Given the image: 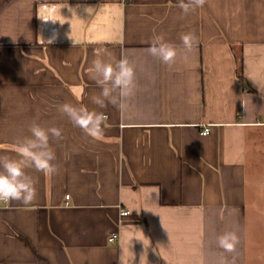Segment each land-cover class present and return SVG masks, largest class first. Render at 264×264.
<instances>
[{
  "label": "crops",
  "instance_id": "obj_1",
  "mask_svg": "<svg viewBox=\"0 0 264 264\" xmlns=\"http://www.w3.org/2000/svg\"><path fill=\"white\" fill-rule=\"evenodd\" d=\"M156 35L177 47L173 66L147 53ZM101 49L135 66L126 113L92 102ZM65 102L105 113L103 138ZM33 122L63 130L58 171L28 170L35 201L0 206V264H264V0L187 15L178 0H0V155L15 158ZM226 230L234 253L217 246Z\"/></svg>",
  "mask_w": 264,
  "mask_h": 264
},
{
  "label": "clouds",
  "instance_id": "obj_2",
  "mask_svg": "<svg viewBox=\"0 0 264 264\" xmlns=\"http://www.w3.org/2000/svg\"><path fill=\"white\" fill-rule=\"evenodd\" d=\"M205 3L206 0H178V7L187 15L190 11L203 7ZM55 14L56 10L53 9L51 15L41 19L58 21L54 19ZM180 40L183 48L191 51L197 37L193 32H188L181 34ZM146 51L169 67L175 64L178 56L177 47L167 42L163 35L154 36ZM106 56L108 59H105ZM88 74L100 88L99 94L91 98L95 105L102 109L111 104L122 113L128 111L129 101L136 94L137 82L135 66L127 57L116 59L111 53L101 49L95 53ZM72 91L77 99L81 97L82 89L74 88ZM58 111L67 116L73 126L80 128L87 136L100 140L105 135V113L70 102L60 104ZM62 131L55 126L43 127L33 122L28 128V134L20 138L15 145L16 157L0 155V201H17L24 206H29L35 201L37 190L28 170L34 169L45 175L58 171L53 163L56 153L51 146V140L62 139ZM239 242V236L233 230H226L216 238L217 246L225 253H234ZM218 264H236L235 257L231 262L222 257Z\"/></svg>",
  "mask_w": 264,
  "mask_h": 264
},
{
  "label": "built area",
  "instance_id": "obj_3",
  "mask_svg": "<svg viewBox=\"0 0 264 264\" xmlns=\"http://www.w3.org/2000/svg\"><path fill=\"white\" fill-rule=\"evenodd\" d=\"M209 132V130L208 129H205L203 132H202V134L203 135H206L207 133ZM67 199H69V197H67ZM5 201H0V206L2 205V203H4ZM128 212H124L123 213V216L125 217V216H128ZM118 241V236L117 235H113L110 239H109V242L110 243H116Z\"/></svg>",
  "mask_w": 264,
  "mask_h": 264
}]
</instances>
